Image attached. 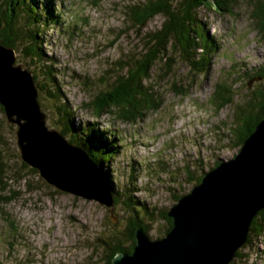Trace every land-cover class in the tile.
Here are the masks:
<instances>
[{"label": "rangeland", "instance_id": "374dc122", "mask_svg": "<svg viewBox=\"0 0 264 264\" xmlns=\"http://www.w3.org/2000/svg\"><path fill=\"white\" fill-rule=\"evenodd\" d=\"M54 1L61 17L58 26L46 29L47 54L55 60L62 92L76 109L75 121L96 122L120 138L122 147L111 162L118 193L128 187L127 194L138 204L155 208L156 213L168 210L177 197L190 191L197 177L238 151L231 132L234 111L240 103L246 106L255 101L256 90L264 87V36L253 18L258 15L257 3L237 0L229 2L231 10L222 3L220 9L210 5L197 9L194 28L206 31L216 45L206 72L190 68L176 55L166 78L158 66L153 68L149 83L157 96L156 109L128 122L114 114L95 117L84 104L104 87L97 84L112 77L114 62L139 50L141 34L157 29L163 16L156 15L139 31L127 21L125 11L128 5L146 0H102L96 5L92 0ZM200 44L204 45L202 40ZM15 53L16 63L32 75L40 74ZM257 70L263 74L256 77ZM85 80L89 83L83 85ZM43 81L35 78L37 88ZM217 83L223 85L219 90L230 87L231 95V101L218 109ZM45 92L39 95L38 91L37 100L47 126L53 128L54 101ZM14 129L0 111V151L8 164L0 196L16 194L12 200L0 202L1 264H107L101 241L125 228L130 211L115 203L112 220L100 203L47 185L38 173L23 166ZM138 216L147 224L150 239L165 234L164 220L156 215L147 218L142 211ZM262 223L264 226V219ZM249 237L230 264H264V227L250 232Z\"/></svg>", "mask_w": 264, "mask_h": 264}, {"label": "trees", "instance_id": "16d2710c", "mask_svg": "<svg viewBox=\"0 0 264 264\" xmlns=\"http://www.w3.org/2000/svg\"><path fill=\"white\" fill-rule=\"evenodd\" d=\"M100 1L102 0H92V3L96 5ZM235 1L237 0H146L142 4L128 5L125 16L137 30L144 27L156 15L163 16V21L157 29L141 34L142 44L139 50L133 52L126 60L119 58L114 62L117 65L115 71H112V77L97 84L104 87H100L93 93L84 105L91 108L95 117L114 114L115 118L128 122L138 120L147 111L156 109L157 96L153 85L149 83L152 80L153 68L158 66L163 70L162 78H166L170 74L176 55L179 60L189 64L190 68L198 72H206L210 54L215 50L216 45L212 36L206 31L200 27L194 28V14L197 9L207 5L220 9V3L224 8L231 10L229 2ZM254 3H257L256 14L258 15H251L257 19L258 30L264 36V0H255ZM59 9L54 0H0V44L14 48L24 59L32 63L34 70L37 69L40 72V74L37 73L38 75L35 73L36 76L33 75L34 80L36 77L44 80L42 85H38L39 95L46 90L45 94L54 101L52 111L56 124L50 129L57 130L70 143L81 147L88 154L99 168L113 194L114 204L119 203L130 211L125 228L118 234L110 236L108 241H101L104 252L108 254L107 264H111L116 254L132 251L135 243L133 234L136 228L142 227L147 233V224L138 216L139 211H142L147 218L156 215L164 220L165 233L171 228L172 220L167 216V210L156 213L155 208H147L144 203L138 204L132 200L130 193L127 194L128 187H125V190L121 187L120 190L123 189L121 194L114 188L112 178L114 168L111 162L122 147L119 143L120 138L113 131L101 128L96 122L75 121L76 109L61 90L57 68L54 66L55 60L47 54L46 48V29L60 24ZM201 40L203 46L200 44ZM198 50L201 52L197 53ZM255 73L258 77L263 74V70L262 72L257 70ZM88 83L89 81L85 80L83 85ZM220 84H216L214 92V95H217L215 99H218L215 102L217 109L231 101L230 87H222L219 90L220 86H223ZM179 91L181 92V89ZM254 100L246 106L240 103L234 111L235 123L231 132L233 143L238 150L264 115L263 86L256 90ZM38 103L40 104L39 101ZM252 103L257 106L252 107ZM0 111H3L1 106ZM2 156L0 151V185H4L8 170V164ZM216 165L217 162L214 166ZM23 166L27 165L23 163ZM29 170L37 173L33 168L29 167ZM201 177V175L197 177L196 183L201 180ZM14 195H16L15 192L6 197L9 200L0 196V202L1 200L10 201ZM118 196L122 198V201H118ZM263 219L264 209L252 219L246 243L250 238V232L263 230ZM239 249L234 257L239 254Z\"/></svg>", "mask_w": 264, "mask_h": 264}, {"label": "water", "instance_id": "95a60500", "mask_svg": "<svg viewBox=\"0 0 264 264\" xmlns=\"http://www.w3.org/2000/svg\"><path fill=\"white\" fill-rule=\"evenodd\" d=\"M37 94L32 73L16 63L15 49L0 44V106L15 126L20 159L47 185L100 203L114 220L113 194L99 168L47 126ZM201 176L167 210L172 226L162 237L150 239L136 228L132 251L116 254L111 264H229L264 209V115L233 157L219 159Z\"/></svg>", "mask_w": 264, "mask_h": 264}, {"label": "bare ground", "instance_id": "6f19581e", "mask_svg": "<svg viewBox=\"0 0 264 264\" xmlns=\"http://www.w3.org/2000/svg\"><path fill=\"white\" fill-rule=\"evenodd\" d=\"M106 182V181H105ZM107 185V184H106ZM108 187V186H107Z\"/></svg>", "mask_w": 264, "mask_h": 264}]
</instances>
